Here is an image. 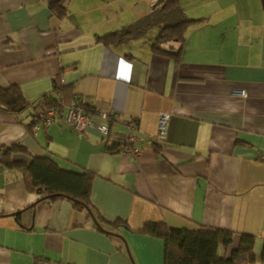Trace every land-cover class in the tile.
Masks as SVG:
<instances>
[{
  "label": "crops",
  "instance_id": "1",
  "mask_svg": "<svg viewBox=\"0 0 264 264\" xmlns=\"http://www.w3.org/2000/svg\"><path fill=\"white\" fill-rule=\"evenodd\" d=\"M208 2L185 12L201 21L186 29L175 62L152 53L156 32L116 46L96 41L134 21L126 22L119 2L67 0V15L56 18L44 0H0V87L15 85L35 102L52 95L55 84L67 86L66 95L114 116L113 133L134 121L138 150H104L94 129L80 133L65 122V107L34 130L27 128L32 108L18 115L0 110V146L18 143L61 169L92 172V207L105 221L128 226L104 233L71 201H38L20 171L0 166V264H163L162 240L135 231L145 222L230 230V249L238 234H250L259 254L264 0ZM239 90L245 95L233 93Z\"/></svg>",
  "mask_w": 264,
  "mask_h": 264
},
{
  "label": "trees",
  "instance_id": "2",
  "mask_svg": "<svg viewBox=\"0 0 264 264\" xmlns=\"http://www.w3.org/2000/svg\"><path fill=\"white\" fill-rule=\"evenodd\" d=\"M49 12L56 18L67 15V0H44ZM199 18L188 17L180 5L179 0H162L154 4L149 11L136 18L132 23L122 26L120 29L104 36H96V41L102 45L116 46L127 40L143 36L152 28H157L155 37L151 42V51L157 56L171 57L175 62L184 44L185 31L192 25L200 22ZM175 46H177L175 48ZM67 86L54 85L52 95H44L35 102L26 100L20 89L15 85L6 88L0 87V110L12 115H18L32 108L28 129L38 126L34 120L35 112L46 109L63 110L71 100H77L83 112L96 117L98 111L85 106L80 97L69 94ZM62 100L63 106L59 101ZM70 100V101H69ZM108 127V135L104 139V150L108 152H122L126 146H132L133 142L125 141V129L122 134L113 133ZM124 128V126H123ZM21 153L29 156V162L14 161L11 155ZM0 166L7 169L20 171L23 176L25 188L38 195V201L55 200L65 198L72 205L86 211V206L96 222L94 226L106 233V230L117 231L119 227L128 228L126 222L121 219L105 221L92 207L90 202L91 183L94 174L89 171H69L59 166L48 156H32L28 150L18 143L9 146H0ZM72 199V200H71ZM141 234L157 238L163 242V264H243L255 261L264 262V241H262L259 254L254 252L255 237L250 234H238L237 245L230 249L233 232L221 228L197 227L194 229L176 228L165 222H145L135 230Z\"/></svg>",
  "mask_w": 264,
  "mask_h": 264
},
{
  "label": "built area",
  "instance_id": "3",
  "mask_svg": "<svg viewBox=\"0 0 264 264\" xmlns=\"http://www.w3.org/2000/svg\"><path fill=\"white\" fill-rule=\"evenodd\" d=\"M234 94L242 95L244 96L245 93L243 90L239 91H233ZM60 106H63L62 100L59 101ZM65 107V122L70 125L72 128H74L77 132L84 133L89 129H94L99 135L102 136L103 139H106L108 135V127L113 120L114 116L103 111H98L96 113V117L89 116L85 114L80 107L77 100H71L67 105H64ZM42 110H37L35 112L34 120H37L40 123L48 124L53 116L57 113L55 109H46L45 107H42ZM169 118L168 113H164L160 116L159 122H158V132L162 134L165 130L166 122ZM96 119H99L102 122H97ZM123 126L125 129V141L127 143H131L134 141V135L133 132L136 129V123L132 120H126L123 122ZM128 155H136L138 153V150L134 145L132 146H126L123 148V151Z\"/></svg>",
  "mask_w": 264,
  "mask_h": 264
},
{
  "label": "rangeland",
  "instance_id": "4",
  "mask_svg": "<svg viewBox=\"0 0 264 264\" xmlns=\"http://www.w3.org/2000/svg\"><path fill=\"white\" fill-rule=\"evenodd\" d=\"M107 3L116 4L119 2L120 8L124 10V16H126V22L129 20H135L141 15L146 14L149 9L158 1V0H106ZM115 1V2H114ZM180 5L186 14H193L191 12H198V9H201L200 3H209V0H179ZM128 21V22H129ZM157 28H152L148 34L157 32Z\"/></svg>",
  "mask_w": 264,
  "mask_h": 264
},
{
  "label": "water",
  "instance_id": "5",
  "mask_svg": "<svg viewBox=\"0 0 264 264\" xmlns=\"http://www.w3.org/2000/svg\"><path fill=\"white\" fill-rule=\"evenodd\" d=\"M161 1H162V0H158L155 4H158V3L161 2ZM71 200H72V199H71ZM84 208H85V210H86L88 213H90L89 209H88L86 206H84ZM90 217H91V220L95 223V222H96L95 218H94L92 215H90ZM110 234H113V233L110 232ZM116 235H117V234H116ZM117 236L120 237V238L123 240V243L125 244L124 239H123L120 235H117ZM125 249H126L127 256L129 257L130 261L132 262L131 257H130V255H129V251H128V249H127L126 246H125Z\"/></svg>",
  "mask_w": 264,
  "mask_h": 264
}]
</instances>
